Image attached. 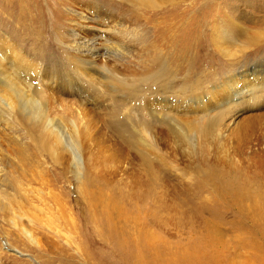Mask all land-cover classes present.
<instances>
[{
	"label": "rangeland",
	"instance_id": "rangeland-1",
	"mask_svg": "<svg viewBox=\"0 0 264 264\" xmlns=\"http://www.w3.org/2000/svg\"><path fill=\"white\" fill-rule=\"evenodd\" d=\"M56 1L0 0V59L14 51L61 78L73 74L65 6ZM95 1L103 17L131 28L127 57L100 61L112 70L119 64L123 79L137 76V90L84 84L91 98L54 94L63 107L51 109L52 118L82 135L81 166L72 167L42 121L31 126L1 104L11 96L0 75V264H143V255L144 264H264V171L250 153L260 148L258 134L247 139L246 127H260L264 110L229 123L250 104L201 115L192 103L215 84L234 91L228 78L238 84L244 66L264 58V0L73 6L83 11ZM54 9L63 13L59 30ZM160 88L182 101L181 113H141ZM80 104L84 114L77 115ZM213 117L215 132L199 148L196 127Z\"/></svg>",
	"mask_w": 264,
	"mask_h": 264
},
{
	"label": "bare ground",
	"instance_id": "bare-ground-1",
	"mask_svg": "<svg viewBox=\"0 0 264 264\" xmlns=\"http://www.w3.org/2000/svg\"><path fill=\"white\" fill-rule=\"evenodd\" d=\"M75 1L83 2L85 0L56 1L58 5L61 4L65 6L64 19L63 13H59V10L56 9L53 10V14H55L54 18L55 16L59 18V20L54 19V29L59 30V28H61L60 26L62 23V19L64 21L68 19L66 23L70 28V33L69 36H67L68 41L65 44V49H67L66 56L67 59H69V64L73 66L72 75H69L67 77L62 76L63 78H61L59 77V70L49 71L48 69L37 66L38 64H36V66L30 65L32 61L29 63L28 60L23 59L24 57H21L22 54L20 55L16 52L14 53V51L10 49L9 51H12L9 54L10 56L7 54L9 58H7V56L6 58L2 57L0 59V75L3 77V81H6L5 85L11 96V99L1 100V104L10 114L15 112L25 121H29L31 126H36L42 121L44 125V131L48 132L50 135H53L55 145L60 146L61 150L69 155L72 167H76L77 165L81 166V151L83 147L82 135L80 133V129L75 128V126H73L74 128L72 133H69L60 120L52 118L51 109H58L57 111L61 112L63 107L58 98L56 100L53 98L54 94L58 95L59 97L61 96L65 100H70L71 98L77 96H79L80 98L83 95V97L85 98H91L88 90L86 91L83 89L84 84H90L99 89L103 86V84L106 83L109 84L112 88L137 90L136 84L138 82V80L136 79L137 76H134V78L132 77L131 79L128 78L133 75H127L128 79H123L121 77V74L123 75V73L117 70L115 71L116 67H118L119 64L115 65V68L112 70L107 67L108 65H103L102 61H100L102 58H104L106 62L109 60L106 58H111V60H113L112 58L113 56H115L114 53L117 52H121L119 54H121L122 56L125 55V53H129V40L127 39V37L131 36V28L118 20H112L110 17H103V6L98 4L97 1L91 3L89 2L88 4H86V10L83 11H81V9L76 10L74 8L73 4L76 3ZM132 1L138 5H141L149 3L151 0ZM255 5L251 4L250 12L248 13V16L251 19L256 16V9H254L256 7ZM83 31H85V33ZM2 47H4V45ZM126 65L128 64L126 63ZM258 66L264 67V58H258L255 64L253 63L251 65H247L246 67L244 66V71L240 72V74L237 76L240 79L238 84L237 80H234V82L232 81L233 77L232 79L228 78V80L231 81L232 85H237V87L233 89L234 91L231 90L232 92L226 91L224 90V88H222L226 86L227 83L221 84V90L220 87L218 88L217 86H215L216 84L213 85L214 87H211L209 95L205 94L203 97H200L196 101L192 102L194 105H196L197 111L201 115L213 109H219L222 112L227 109L230 110V108H236V105H238L239 103L248 102V104L252 105L253 102L260 100V106L254 108L249 105L244 110H242V113L240 115L228 119L229 123H233L239 116L244 114L246 110H260L259 108H262L264 110V70L257 72V70L259 69L257 68ZM251 68H254L253 72H251ZM260 75H262L263 78H261ZM37 78L39 79V81H35V79ZM240 86L242 87L241 89H239ZM243 90L245 92H243ZM159 91V98H150L151 100L148 99L146 101V106L142 109L141 112L143 115L157 117L160 119L162 117H168L169 115H172V113H176L177 111H179L176 109L177 107H182L183 109L184 107H186L182 104L181 100L178 101L174 98L173 100H170L169 98H166L163 95L169 93L166 88H160ZM226 93L230 94L229 96L231 97L229 99ZM170 97L175 96L170 95ZM85 102H87V100H85ZM85 102L83 104H85ZM80 105L81 106L77 105L74 107L77 115L84 114V108L82 107V104ZM218 105L221 106L218 107ZM182 111L183 110L181 109L177 113H181ZM218 119L219 117H213L211 121L205 123L203 122L198 127H196L198 133L200 134V141L197 143L199 148L201 146L202 139H204L205 136L213 134L215 132V127L219 122ZM4 122L7 123V120H4ZM246 127H248V138L246 137L247 139L253 138V136H256V134H258V139H256L257 143H255L258 144L260 148L258 149V151H252L250 153L252 157H255V159H257V163L259 162L258 165L261 167V171L263 172L264 123H262L260 127L256 129L253 128L250 123H248ZM249 148L250 146L246 149L249 150ZM52 155L54 156V153H52ZM22 231L27 236V238L30 239V241H33V236L30 232L26 231L25 229H23ZM36 246L40 248V245ZM146 257V255L142 256L143 264ZM145 264L151 263L145 262Z\"/></svg>",
	"mask_w": 264,
	"mask_h": 264
}]
</instances>
